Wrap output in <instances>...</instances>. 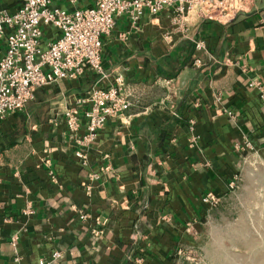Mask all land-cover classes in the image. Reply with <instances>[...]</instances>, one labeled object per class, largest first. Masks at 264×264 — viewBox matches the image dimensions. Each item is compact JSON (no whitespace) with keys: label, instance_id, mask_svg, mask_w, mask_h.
I'll return each mask as SVG.
<instances>
[{"label":"crops","instance_id":"crops-1","mask_svg":"<svg viewBox=\"0 0 264 264\" xmlns=\"http://www.w3.org/2000/svg\"><path fill=\"white\" fill-rule=\"evenodd\" d=\"M238 1L227 24L195 12L176 24L172 9L135 27L115 16L102 37L108 79L86 70L36 89L28 132L9 147L0 136V264H175L181 243L194 244L203 195L222 196L248 154L264 150V0ZM95 2L56 1L69 10ZM16 5L0 0V9ZM197 40L206 51L182 66ZM118 74L133 105L81 142L84 126L69 133L63 111ZM17 113L0 120V135Z\"/></svg>","mask_w":264,"mask_h":264},{"label":"built area","instance_id":"built-area-1","mask_svg":"<svg viewBox=\"0 0 264 264\" xmlns=\"http://www.w3.org/2000/svg\"><path fill=\"white\" fill-rule=\"evenodd\" d=\"M56 1L17 0L14 8L0 9V39L5 43L0 56V120L22 111L34 98L37 88L59 80H77L86 70L98 74L101 80L108 79L110 75L101 64L102 37L111 32L115 16L126 15L135 27L145 13L155 16L172 9L176 24H184L192 12L203 20L227 24L243 9L238 0H96L92 6L71 10ZM47 27L54 31L44 40ZM194 42L197 51H206L203 40ZM194 64L201 65L200 58ZM259 97L264 107V90ZM133 103L122 75L118 74L113 83L93 87L63 111L66 129L75 135L84 126L81 142L87 143L95 138L107 119L122 116ZM83 105L87 107L82 118L80 106ZM244 147L252 149L249 141L244 142ZM75 155L86 163L83 150ZM219 198L209 190L201 200L212 207ZM57 257L59 253H53V258Z\"/></svg>","mask_w":264,"mask_h":264},{"label":"rangeland","instance_id":"rangeland-1","mask_svg":"<svg viewBox=\"0 0 264 264\" xmlns=\"http://www.w3.org/2000/svg\"><path fill=\"white\" fill-rule=\"evenodd\" d=\"M231 183L175 264H264V150L249 153Z\"/></svg>","mask_w":264,"mask_h":264},{"label":"trees","instance_id":"trees-1","mask_svg":"<svg viewBox=\"0 0 264 264\" xmlns=\"http://www.w3.org/2000/svg\"><path fill=\"white\" fill-rule=\"evenodd\" d=\"M194 50H195V42L189 41L186 46L187 56L182 61V66L186 64H190L192 62V54ZM29 102L27 103L26 106H28ZM26 106L22 111H19L17 113V118H18L17 122L14 123V125L12 124L11 128L6 133L0 135L3 139L2 141L4 142L5 147L11 146L13 143L16 142L17 139H19L28 132V130L26 129V118H27Z\"/></svg>","mask_w":264,"mask_h":264}]
</instances>
